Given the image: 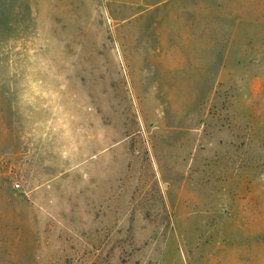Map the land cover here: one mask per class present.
I'll list each match as a JSON object with an SVG mask.
<instances>
[{
    "label": "rangeland",
    "instance_id": "obj_1",
    "mask_svg": "<svg viewBox=\"0 0 264 264\" xmlns=\"http://www.w3.org/2000/svg\"><path fill=\"white\" fill-rule=\"evenodd\" d=\"M0 264H264V0H0Z\"/></svg>",
    "mask_w": 264,
    "mask_h": 264
}]
</instances>
